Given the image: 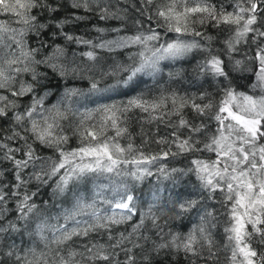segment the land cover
I'll use <instances>...</instances> for the list:
<instances>
[{
	"label": "snow or ice",
	"instance_id": "1",
	"mask_svg": "<svg viewBox=\"0 0 264 264\" xmlns=\"http://www.w3.org/2000/svg\"><path fill=\"white\" fill-rule=\"evenodd\" d=\"M120 3L129 6L70 0L73 10L121 21L110 29L93 25L98 35L88 39L64 30L87 15L74 11L57 20L54 14L64 7L59 0H0V13L22 25L0 20V264H49L44 252H22L8 243L25 232L39 235L45 248L56 245L50 249L55 264H136L135 250L142 264H153V254L165 250L183 253L190 264H214L218 250L210 228L217 212L204 200L218 196L226 215L228 264H264V0H116ZM40 12L49 14L48 23L41 22ZM132 12L135 30L128 34ZM109 32L115 35L106 38ZM214 32L228 34L223 51L214 50ZM58 36L64 46L55 44ZM71 44L86 50L73 51L69 60ZM101 52L127 59L113 57L105 68ZM197 57L194 75L212 91L203 85L196 93L172 88L187 76L183 65ZM175 63L181 68L169 71V86L160 87L164 69ZM237 73L248 74L241 77L247 85L239 84ZM76 81L87 83L80 87ZM57 93V102L49 105ZM145 124L169 131L150 134ZM153 143L163 147L146 150ZM205 152L213 155L202 158ZM178 157L188 161L185 168L170 166ZM154 174L174 184L194 177L195 183L191 191L177 193L171 208L157 197L142 211L137 186ZM95 181L107 182L97 184L88 202L78 193ZM33 182L35 191L29 188ZM42 186L52 191L38 203ZM69 193L75 196L72 207L56 217L62 215L64 223L50 225L54 198L67 201ZM161 206L177 217L197 211L201 222L186 235L165 234L156 212ZM137 216L132 231L114 235ZM146 221L158 230L159 241L147 234ZM48 229L50 241L43 235Z\"/></svg>",
	"mask_w": 264,
	"mask_h": 264
},
{
	"label": "trees",
	"instance_id": "2",
	"mask_svg": "<svg viewBox=\"0 0 264 264\" xmlns=\"http://www.w3.org/2000/svg\"><path fill=\"white\" fill-rule=\"evenodd\" d=\"M59 3H62L64 7L59 8L58 13L54 14L56 16L57 20L64 19L65 17H71L73 12L76 10H73L70 7V0H59ZM114 6L118 7H127L129 5H125L123 3L116 4V0H113ZM39 11V10H34V12ZM130 11H132L130 9ZM77 15H87V19L81 20V21H76L74 23H69L65 25L64 30L67 32H74L77 35L84 36L85 38L88 39H93L95 38L98 33L94 31L93 25H98L100 27L104 28H113V27H118L121 24V21L117 20H109V21H100L98 16L88 13L86 14L83 9H80L76 11ZM135 13L132 12V15L129 18V24L127 28L128 34H131L135 29L134 25L131 23V20L135 17ZM39 18L41 22L48 23L49 22V14L46 12H40ZM16 17L14 15L10 14H3L0 13V20L2 21H11V26L13 28H19L22 27L21 24L16 23ZM53 25L55 21H52ZM48 31H51L49 29ZM124 34V33H121ZM218 36L217 41L214 43V50H220L223 51V41L227 38V33H213ZM115 34L114 33H107L106 38H112ZM49 44H52V40H49ZM55 44L64 46L65 41L63 40L62 37H56L55 38ZM68 59H72V52H81L86 50L82 46H77L75 44L68 45ZM244 50H247V46H242ZM52 48L49 47L47 49V53H51ZM101 57L103 59L101 60V63L104 64V67L107 68V65L112 62L113 57H115L116 60L119 61H126L127 57L126 54H121V55H116L115 53L109 54L107 52H101L100 53ZM227 58V57H225ZM239 58V57H237ZM197 59H192L189 58V63L183 65V67L186 69L187 76L184 80H182L180 83H171L172 88L179 89L181 92L188 91L189 93H196L198 90L201 89V85H203V89H208L209 91H212V89L208 88V84L205 83L204 80L202 79H197L196 76L194 75V67L196 64ZM82 60L81 57L77 56L76 62L80 63ZM174 63V62H169ZM181 68V65L179 63H175L174 67H168L164 69V79L161 82L160 87H167L169 86L170 82L168 81L167 78V73L169 71H176ZM238 78V82L240 85H247L248 80L241 78V77H246L248 74L247 73H237L235 74ZM147 79V78H146ZM77 86L84 87L86 86V81H76L74 82ZM55 90V89H54ZM244 90V89H241ZM132 93H130L131 95ZM59 93H57V96L50 97L48 100V104L51 105L53 103L57 102ZM93 105H89L91 107ZM5 127L7 125L5 124ZM144 128L146 131H148L150 134H156L158 136H163L165 135L169 130L165 128L163 125L159 126V129L157 130L156 126H151V125H144ZM140 131V125L134 123L133 124V132L138 133ZM136 142H140V137L136 136ZM74 143V142H73ZM14 147L19 146V143H14ZM163 146H158L155 143L151 144L150 147L146 150L148 151H158V149ZM44 154L50 155V152H45ZM20 155V154H17ZM213 154L205 152L202 155V158L207 159L208 157L212 156ZM170 166L177 167V168H185L188 164V161L185 160L182 157H178L175 160L169 161ZM31 171V169L27 170ZM27 178V177H26ZM11 179V177H7L5 180V183ZM107 181H95V182H90L86 188L82 185L81 186V191L78 193L81 196H85L88 199V202H91L92 197L95 195L96 190H97V184L99 183H106ZM34 183L32 185H29V188L32 191H35ZM52 183V182H50ZM195 183V178L192 177L191 181L189 180L188 176H184L182 178H178L175 181V184L172 180H165L161 177H159L158 174H154L151 177H148L143 183L139 184L137 186V203L142 204V211H147V206L150 201H153L157 197H159L161 205H167L168 208H171V200L176 198L177 193L183 192L184 188H187L189 191L192 190L193 184ZM182 185V186H180ZM197 187V191H198ZM52 189L47 187V186H42L41 187V195L37 198V202L48 199V197L51 194ZM104 195L111 197L112 193L111 192H105ZM69 200L65 201L63 197H56L54 198L53 202L56 204L55 208H50V210L47 213L48 216V223L50 225H56L58 222L59 223H64L62 215L60 216L59 221H57L56 217L64 212L65 209H69L72 207V203L75 201V196H73L71 193L68 194ZM204 204L208 206H213L216 209L217 216H216V221H215V226L210 228V231L212 233L213 239L216 242L217 250H218V259L214 262V264H228V256L230 253L223 248V243H224V232H223V227H224V220L226 219L225 211L224 208L221 206L219 202V196L216 201H209L207 199L204 200ZM10 206L12 208L15 207V202L12 201L10 202ZM101 207H104L101 205ZM168 208L165 207H158L156 209L157 215H159L161 218L158 221L160 224L161 228H163V232L165 234L169 233L170 231L173 233H180L181 235H186L189 233L192 229L196 228L200 224V214H198L197 211H193L191 213L185 214L183 217H177L173 211H169ZM78 219H87V217H78ZM139 220V216L134 217L132 221L128 222L127 224L120 225L117 227L115 234H118L119 232H127L132 231V224L137 222ZM71 226V225H69ZM33 228L36 227V224L34 223L32 225ZM146 227L148 229L149 235L152 236L154 240L159 241V237L156 236V231L158 230H153L151 221H146ZM43 235L50 241L52 239V231L50 229L45 230ZM167 239V235L165 236ZM15 243L16 247L20 249L22 252L26 251L29 248L35 249L37 255H39L40 252L45 253V258L48 260L49 264H55V261L58 259L56 256L53 255V252L50 251V249L54 250L56 248V245L49 243L48 247L45 248L44 246V241L40 238L39 235H32L30 236L28 232H25L23 234V237H21L18 234H14L11 239L8 240L9 244ZM142 242V241H141ZM79 243V242H78ZM127 247H130L131 245H126ZM75 247V245H74ZM137 253V261L136 264H142L141 260L139 259V256L141 255L139 250H135ZM62 255H66V252H62ZM155 259L153 261V264H190L189 258H186L183 253H180L178 255L176 254H166V250L162 251L159 255H155ZM31 259V256L29 257ZM77 259H81L80 257H77ZM120 259H124V254L121 253ZM41 264H43V260H41ZM197 264H204L203 261H197Z\"/></svg>",
	"mask_w": 264,
	"mask_h": 264
}]
</instances>
